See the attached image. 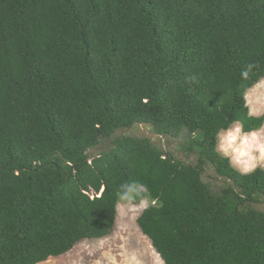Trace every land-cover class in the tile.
<instances>
[{
    "label": "trees",
    "instance_id": "trees-1",
    "mask_svg": "<svg viewBox=\"0 0 264 264\" xmlns=\"http://www.w3.org/2000/svg\"><path fill=\"white\" fill-rule=\"evenodd\" d=\"M262 80L264 0H0V264L105 238L143 200L163 264H264V169L217 150L236 122L264 126L246 104Z\"/></svg>",
    "mask_w": 264,
    "mask_h": 264
},
{
    "label": "rangeland",
    "instance_id": "rangeland-1",
    "mask_svg": "<svg viewBox=\"0 0 264 264\" xmlns=\"http://www.w3.org/2000/svg\"><path fill=\"white\" fill-rule=\"evenodd\" d=\"M246 104L250 115L258 117L264 113V80L246 93ZM120 133L117 135H120ZM224 133L222 132L219 135V140ZM258 133L264 137V126ZM121 134L148 136L152 139L155 146L166 147L167 150L172 152L175 159L187 164H195L196 162L194 156H187L180 149L184 139H162L153 135L148 126L140 125H134ZM102 146L94 153L96 154L100 151ZM257 168L264 169V162H261ZM235 169L238 170L237 168ZM205 177L213 186L218 183V181L214 180L216 178H214L212 170H208ZM148 205L149 202L147 200H143L138 204L120 202L117 206L115 227L109 236L98 240L82 241L65 255L49 258L40 264H163L152 248L150 240L142 234L137 226L138 217ZM255 207L264 212V204H259Z\"/></svg>",
    "mask_w": 264,
    "mask_h": 264
},
{
    "label": "clouds",
    "instance_id": "clouds-1",
    "mask_svg": "<svg viewBox=\"0 0 264 264\" xmlns=\"http://www.w3.org/2000/svg\"><path fill=\"white\" fill-rule=\"evenodd\" d=\"M242 75L247 76V71ZM217 150L228 159L230 165L246 175L264 162V137L256 131L243 132L239 122H236L220 138ZM134 188L135 185H121V191L118 193L119 199H130Z\"/></svg>",
    "mask_w": 264,
    "mask_h": 264
}]
</instances>
